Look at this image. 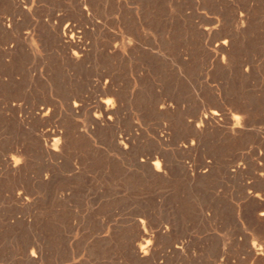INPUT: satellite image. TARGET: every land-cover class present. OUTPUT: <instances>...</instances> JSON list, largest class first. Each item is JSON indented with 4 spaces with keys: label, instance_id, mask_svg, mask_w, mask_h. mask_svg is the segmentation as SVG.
Instances as JSON below:
<instances>
[{
    "label": "rangeland",
    "instance_id": "374dc122",
    "mask_svg": "<svg viewBox=\"0 0 264 264\" xmlns=\"http://www.w3.org/2000/svg\"><path fill=\"white\" fill-rule=\"evenodd\" d=\"M85 2L0 0V264H264V0ZM70 24L79 63L57 40ZM107 99L115 123L96 125Z\"/></svg>",
    "mask_w": 264,
    "mask_h": 264
},
{
    "label": "bare ground",
    "instance_id": "6f19581e",
    "mask_svg": "<svg viewBox=\"0 0 264 264\" xmlns=\"http://www.w3.org/2000/svg\"><path fill=\"white\" fill-rule=\"evenodd\" d=\"M87 3L85 2V0H80V8L83 6H85ZM86 9V7H84V10ZM83 13H85L86 15H88L89 13H88V10H86V11H84ZM241 17H242V15H241ZM242 20V19H241ZM57 23V22H56ZM2 24V23H1ZM58 24V26H59V23H57ZM81 28V27H80ZM54 29H58L57 27L56 28H54ZM85 29V28H84ZM79 30V29H78ZM207 30H209V29H207ZM85 31V30H84ZM28 32V31H27ZM81 32V31H80ZM80 32H77V30H76V28L74 27V26H72L71 24L70 25H68V26H66L65 28H63V31L60 33V34H58L57 36H58V38H57V40L59 41V43H60V47L65 51V55H66V58L71 62V63H79L80 61H82L83 59L85 60V57L87 56L86 54V48H84V46L86 45V44H84V46H83V44L81 43V42H79L77 39H79V37H78V34L80 33ZM83 32V31H82ZM58 33V32H57ZM85 33V32H84ZM87 34V33H86ZM25 35L27 36V37H31L32 36V33L31 32H28V33H25ZM25 37V36H24ZM26 37V38H27ZM82 38V37H81ZM84 39V38H83ZM223 39V38H222ZM80 40V39H79ZM54 41V40H53ZM130 41H132V40H130ZM84 42V41H83ZM58 43V44H59ZM56 44V43H55ZM230 44H231V42H230ZM43 45V44H42ZM133 45V44H132ZM135 45V44H134ZM228 45V40H226V39H224V40H222L221 42H219L218 43V47L220 48V49H223V48H225L226 46ZM17 46V45H16ZM88 46V45H87ZM7 47V46H6ZM130 47V46H129ZM228 47V46H227ZM17 48V47H16ZM216 48V47H215ZM10 49H11V47H9V48H6L5 50H4V52L6 51V50H9L10 51ZM61 49V50H62ZM115 49V48H114ZM117 49V48H116ZM89 50V49H88ZM110 50H112L111 52H113V49H110ZM121 50V49H120ZM16 51V50H15ZM122 51V50H121ZM1 52V51H0ZM114 52H116V50H114ZM116 54V53H115ZM118 54V53H117ZM64 55V54H63ZM3 57H5L4 55H3ZM8 58V57H7ZM12 58V57H11ZM65 58V59H66ZM89 58V57H88ZM87 58V59H88ZM66 59V60H67ZM9 60V59H8ZM67 60V61H68ZM10 61V60H9ZM8 61V62H9ZM3 62L4 61H2V64H3ZM7 63V62H6ZM4 65V64H3ZM8 65V64H7ZM72 65V64H71ZM75 65V64H74ZM10 79V78H9ZM11 80V79H10ZM3 81V78L2 77H0V83ZM5 81V80H4ZM98 81V80H97ZM109 81V80H108ZM10 82V81H9ZM95 82V81H94ZM113 82V81H112ZM3 84H4V82H2ZM113 84V83H112ZM113 86V85H112ZM4 87V86H3ZM105 89V88H104ZM108 89H110V88H108ZM112 89H114V88H112ZM106 95H108V94H110L111 93V91L110 90H104L103 91ZM114 92V91H113ZM116 92H118V91H116ZM115 93V92H114ZM113 93V94H114ZM115 95V94H114ZM75 98V97H74ZM83 99V98H82ZM82 99H74L73 100V103H71V102H69L70 104H71V106H70V108H71V110L73 111V114L75 113V114H79L82 110H83V108L85 107V103H84V101L82 100ZM18 100V99H17ZM16 100V101H17ZM72 101V100H71ZM109 99H107V100H99L98 102H97V105L98 104H100V111H99V113L98 114H93L94 116H93V120H94V123L96 124V125H98V124H100L102 121H104L105 122V120L107 121H110V122H112V120H113V116H115V109H114V107L113 106H110V104H109ZM88 102V101H87ZM113 103V102H112ZM112 105V104H111ZM11 107H12V109H19L20 107H21V105H19V104H17L16 102L15 103H13V104H11ZM161 107L164 109H166V108H168L169 107V105H167V104H162L161 105ZM96 108V107H95ZM8 110V109H7ZM14 112V111H13ZM12 112V113H13ZM16 112V111H15ZM18 112V111H17ZM95 112V111H94ZM162 112H163V110H162ZM11 113V112H10ZM16 115H17V113H16ZM34 115H35V117L36 118H46V117H48L49 115H50V111L47 109V108H45V107H40L39 109H37V112L36 113H34ZM15 116V115H14ZM23 116V115H22ZM220 117H224V113L221 111V110H218V109H213V107H211V109H207V110H205L204 112H203V114H202V116L200 117V119H199V123L196 125V128H197V130L198 129H202L203 127H204V125H206V124H210V123H213V122H215V123H217V120H220ZM33 118V117H32ZM31 118V119H32ZM48 119V118H47ZM19 120V119H18ZM92 121V120H91ZM234 122V121H233ZM93 123V122H92ZM113 123V122H112ZM115 123V122H114ZM113 123V124H114ZM94 124V125H95ZM102 124V123H101ZM104 124V123H103ZM107 124V123H106ZM219 124V123H218ZM233 124H237V123H233ZM221 125V124H220ZM228 125V124H227ZM227 125H224V126H227ZM230 125V124H229ZM229 125H228V128L230 129V127H229ZM195 127V126H194ZM243 127V126H242ZM228 129V130H229ZM93 130V129H92ZM231 130L232 131H234V133H235V131H238L239 132V127H238V125H232L231 126ZM199 131V130H198ZM42 132V131H41ZM229 132H231V131H229ZM241 132V131H240ZM239 132V133H240ZM237 133V132H236ZM238 134V133H237ZM38 135V134H37ZM42 137H44V144H42L41 142V144H42V146H44V148L46 149V150H52V151H54L55 153H59V150H58V148L60 147V145H61V142H62V140H63V132L61 133V132H59V131H57V130H47V131H44L43 133H42ZM64 138L66 139V136L64 135ZM41 141V140H40ZM128 142V141H127ZM120 146H122V148H124L125 150H126V148H127V145L129 144H126L124 141H123V139H119L118 140V142H117ZM129 146V145H128ZM42 148V147H41ZM121 148V147H120ZM186 148V147H185ZM187 148H188V146H187ZM19 149V148H18ZM62 150V149H61ZM64 150V149H63ZM127 151V150H126ZM22 152V151H21ZM26 152V151H25ZM63 154V153H62ZM19 155V154H18ZM22 155V154H21ZM51 155V154H50ZM18 157V156H17ZM22 157V156H21ZM52 157V156H51ZM55 158H57V157H55ZM59 158V157H58ZM61 158V157H60ZM9 159V158H8ZM18 159V158H17ZM151 159V158H150ZM10 160H12L13 162H14V168H18L19 167V164L17 163V162H15L14 161V159H10ZM16 160V159H15ZM9 161V160H8ZM6 162V161H5ZM4 163V162H3ZM19 163H20V160H19ZM56 163V162H55ZM140 164L142 165V166H148L149 167V165L152 167V169L155 171V172H157V173H163V175H164V173L166 172H164V169L162 170L161 169V164L162 163H160V161L157 159V158H155V159H151V160H149V159H141L140 160ZM166 165V164H165ZM78 166V165H77ZM10 167H11V165H10ZM22 168V167H21ZM19 169L18 171L20 172H22V169ZM72 168V167H71ZM143 168V167H142ZM145 168V167H144ZM145 169H147V168H145ZM151 169V168H150ZM12 170V169H11ZM235 170H237V169H235ZM24 171V170H23ZM151 171V170H150ZM149 171V172H150ZM13 172V171H12ZM17 172V171H16ZM16 172L14 171L13 173H15L16 174ZM21 172L19 173V174H21ZM72 172H73V170H72ZM148 172V173H149ZM154 172V173H155ZM18 173V172H17ZM23 173V172H22ZM75 173V172H74ZM73 173V174H74ZM151 173V172H150ZM53 174V173H52ZM55 174V173H54ZM152 174V173H151ZM51 175V174H50ZM49 175V176H50ZM70 175H72V173L70 174ZM159 175V174H158ZM158 175H157V177H158ZM163 175H162V177H163ZM52 176V175H51ZM154 176H155V174H154ZM262 176H264V174H262ZM261 176V177H262ZM159 177L161 178V176L159 175ZM56 178V177H55ZM54 178V179H55ZM156 178V177H155ZM49 181V180H48ZM252 194V193H251ZM21 196V194L19 195V197ZM64 196V195H63ZM260 196V195H259ZM22 197V196H21ZM253 197V196H252ZM254 197H256V195L254 196ZM258 197V196H257ZM25 199V198H24ZM63 199V198H62ZM260 217H264V212L263 213H261L260 214ZM139 224H140V237H141V241H139V242H141V244H140V246H138V244H137V251H136V253H135V255H137V256H143V255H145L146 254V249H148V247H149V245H150V239L152 238V234L150 233V231H148L146 228H145V226L147 225L146 223V225L144 224V221H143V219L141 220H139ZM165 229V228H164ZM150 246H152V245H150ZM257 246V245H256ZM151 249V248H150ZM174 250H177V251H181L182 250V246L181 245H176L175 247H174ZM173 250V251H174ZM259 251V250H258ZM174 252H176V251H174ZM255 254V253H254ZM261 254V253H260ZM256 255V254H255ZM32 257L33 258H36L37 256H36V254H32ZM144 258V257H143ZM142 259V258H141ZM140 259V260H141ZM35 260V259H34Z\"/></svg>",
    "mask_w": 264,
    "mask_h": 264
}]
</instances>
